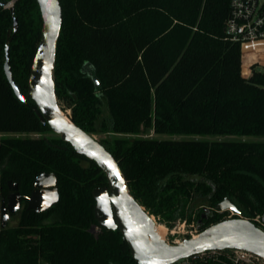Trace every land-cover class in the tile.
I'll return each instance as SVG.
<instances>
[{
  "label": "trees",
  "instance_id": "trees-1",
  "mask_svg": "<svg viewBox=\"0 0 264 264\" xmlns=\"http://www.w3.org/2000/svg\"><path fill=\"white\" fill-rule=\"evenodd\" d=\"M0 6V196L18 186L24 207L0 229V264H136L118 230L100 228L92 191L106 187L96 164L76 154L32 107L15 97L4 71L6 33L14 82L26 95L40 40L36 0ZM55 94L71 122L117 161L134 199L150 216L224 221L227 198L240 216H264V71L241 75V45L225 36L230 0H58ZM93 71L94 78L90 72ZM153 131L158 138L139 136ZM22 135H38L31 138ZM210 137L213 140L199 138ZM228 138H256L259 141ZM54 174L59 201L26 210L33 180Z\"/></svg>",
  "mask_w": 264,
  "mask_h": 264
},
{
  "label": "water",
  "instance_id": "water-1",
  "mask_svg": "<svg viewBox=\"0 0 264 264\" xmlns=\"http://www.w3.org/2000/svg\"><path fill=\"white\" fill-rule=\"evenodd\" d=\"M36 2L40 10L42 28L28 74L26 95L14 82L10 68L8 44L18 30L16 18H13V32L8 30L6 33L3 71L16 99L24 105L31 100L34 104L32 110L40 122L48 125L62 142L69 144L76 154L94 162L105 174L107 186L95 188L91 193L95 201L93 217L96 222L91 232L93 233L94 227L118 230L136 264H173L204 252L224 250L244 251L264 260V231L246 219L224 220L203 230L197 238L183 239L180 244H167L157 236L151 216L131 195L114 157L95 136L75 126L70 116L62 111L55 94L54 79L56 46L62 25L61 7L58 0ZM0 6L9 9L13 15V3L0 1ZM90 74L94 78L93 71ZM56 185L54 174L37 176L33 180V190L25 204L26 210L41 213L55 205L59 201ZM8 188L11 194L0 205L2 228L9 215L15 214L21 207L17 185L9 182ZM213 211H229L240 215V211L227 198L217 203Z\"/></svg>",
  "mask_w": 264,
  "mask_h": 264
},
{
  "label": "built area",
  "instance_id": "built-area-1",
  "mask_svg": "<svg viewBox=\"0 0 264 264\" xmlns=\"http://www.w3.org/2000/svg\"><path fill=\"white\" fill-rule=\"evenodd\" d=\"M225 36L243 48L264 45V0H230ZM99 227H94L97 234ZM173 264H264L257 256L239 250L208 251Z\"/></svg>",
  "mask_w": 264,
  "mask_h": 264
},
{
  "label": "rangeland",
  "instance_id": "rangeland-1",
  "mask_svg": "<svg viewBox=\"0 0 264 264\" xmlns=\"http://www.w3.org/2000/svg\"><path fill=\"white\" fill-rule=\"evenodd\" d=\"M260 70V68H259ZM60 105V104H59ZM60 107L62 108V111L70 116V111L66 108H63L61 105ZM22 136H28L31 138H38V135H22ZM58 135L56 134H47L45 135L46 138H54ZM2 136L0 135V138ZM59 137V136H58ZM106 136L105 135H100V136H95V138L97 140H103ZM116 137L118 138H122V139H127V140H131L133 138H158V139H165V136H156L154 135L153 131H146L144 133H142L139 136H123V135H116ZM199 139L202 140H213V138L210 137H201ZM228 139H232V140H243V141H259V139L256 138H228ZM229 212V211H228ZM154 221L157 224H161L164 225L167 229V234H165L164 238H161L162 240H164L167 244L173 245L175 244L176 241H182L183 239H189L192 236H197L200 233L199 228L196 226V224L191 223L188 224L185 221H181V220H175V221H167L164 220L163 218H157L154 216H151ZM224 220H228V219H232V218H241L244 219L242 216H237L234 215L232 212L227 213V215H224ZM18 220H19V215H15V216H11L9 219V222L7 223V227H15L18 224ZM258 220V223H261V218L260 217H256L255 218V222ZM170 232H174V233H170Z\"/></svg>",
  "mask_w": 264,
  "mask_h": 264
},
{
  "label": "crops",
  "instance_id": "crops-1",
  "mask_svg": "<svg viewBox=\"0 0 264 264\" xmlns=\"http://www.w3.org/2000/svg\"><path fill=\"white\" fill-rule=\"evenodd\" d=\"M260 68V70H259ZM253 69L264 71V45L241 50V75L249 78Z\"/></svg>",
  "mask_w": 264,
  "mask_h": 264
},
{
  "label": "flooded vegetation",
  "instance_id": "flooded-vegetation-1",
  "mask_svg": "<svg viewBox=\"0 0 264 264\" xmlns=\"http://www.w3.org/2000/svg\"><path fill=\"white\" fill-rule=\"evenodd\" d=\"M9 182H10V181L7 182V187H8V183H9ZM10 183H11V182H10ZM11 184H14V183H11ZM8 190H9V188H8ZM17 192H18V186H17ZM18 193H19V192H18ZM10 194H11V191L9 190V194H8L6 197L0 196V205H1V203H2L3 200H4V201L7 200L8 196H9ZM19 195H20V194H19ZM20 198H21V196H20ZM23 207H24V204H23V201H22V199H21V207H20V209H19L15 214H13V215H9V217H8L6 223H5V226H4L3 228L1 227V214H0V229H4V228L7 227V223L9 222V219H10L11 216H15V215L17 214V215H19V217H20ZM256 223H258V220L256 221ZM258 225H259L258 227L261 228V229L264 231V216L261 218V223H258Z\"/></svg>",
  "mask_w": 264,
  "mask_h": 264
},
{
  "label": "bare ground",
  "instance_id": "bare-ground-1",
  "mask_svg": "<svg viewBox=\"0 0 264 264\" xmlns=\"http://www.w3.org/2000/svg\"><path fill=\"white\" fill-rule=\"evenodd\" d=\"M64 115V114H63ZM151 220L153 221L154 224V231L157 234V236L161 239L164 238L165 234H167V229L164 225L161 224H157L154 219L151 217ZM167 232V233H166ZM170 233H174V232H170ZM191 238H197V236H192ZM162 240V239H161ZM164 241V240H163ZM181 241H176L175 244H180ZM174 245V244H173Z\"/></svg>",
  "mask_w": 264,
  "mask_h": 264
},
{
  "label": "snow or ice",
  "instance_id": "snow-or-ice-1",
  "mask_svg": "<svg viewBox=\"0 0 264 264\" xmlns=\"http://www.w3.org/2000/svg\"><path fill=\"white\" fill-rule=\"evenodd\" d=\"M110 167H114L113 165L109 164Z\"/></svg>",
  "mask_w": 264,
  "mask_h": 264
}]
</instances>
